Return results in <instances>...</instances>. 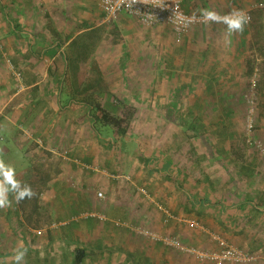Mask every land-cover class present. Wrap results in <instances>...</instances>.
I'll use <instances>...</instances> for the list:
<instances>
[{
    "label": "crops",
    "instance_id": "obj_1",
    "mask_svg": "<svg viewBox=\"0 0 264 264\" xmlns=\"http://www.w3.org/2000/svg\"><path fill=\"white\" fill-rule=\"evenodd\" d=\"M188 6L185 2V11L191 13ZM217 27H194L190 36L178 42L169 26L147 27L126 14L112 23H105L100 0H0V37L3 38L0 52L3 58H11L23 79L19 91H15L12 98H3L8 103L0 109V142L10 139L8 130L13 125L17 127L14 134L18 131L21 136V124L17 125L15 121L22 123L23 120H12L5 110L9 108L19 116L22 113L19 102L23 96L37 95L44 115L42 119L35 115L34 122L42 121L45 133H52L55 142H61L69 135L78 152L82 153L80 156L87 164L92 163L95 158L89 155L85 146L94 142V138L101 139L94 133L90 121L85 122L84 119L80 125L73 120L72 124L67 122L68 127H72L68 134L50 125L52 120L55 121L54 112L60 116L62 94L73 96L67 112L86 114L91 101L80 96H114L126 101L130 100L129 95L143 94L140 88L146 85L154 90L155 96L163 88L167 90L166 78L158 75V64L170 63L173 78L177 76V71L181 74L175 78L178 84L173 82L174 88L183 94L200 95L204 93L203 88L216 87L214 81L211 86H204L202 78H224L221 71L236 65L240 58L237 54L229 55L225 49V45L229 44H221L219 35L226 28ZM213 30L219 32L215 34L216 38L210 32ZM204 33L212 38H203ZM235 68L237 70L238 66ZM13 102L19 105L13 107ZM107 103L112 104L110 101ZM14 138L12 140L15 141ZM172 143H167L165 153L156 151L150 155L154 170L161 176L164 174L166 180L154 183L156 190L160 185L164 200L169 204L174 201L171 205L179 208V212L186 206L196 210L202 208L207 213V219L210 215L219 217L220 224L224 223L231 230L233 226L237 234L246 230L247 247L261 243L253 254H257L258 261L264 264V200L258 199V194L251 193L250 196L251 190L247 187H239L241 191L238 193L234 188L229 189L231 179L221 178L218 175L221 172H210L212 168L205 169L199 162L202 158L196 154H193L191 163L177 165L172 157V146H169ZM1 148L0 158H10L9 146ZM82 170L90 171L86 168ZM68 173L72 174V169ZM38 174L43 175L41 172ZM252 174V167L240 168L237 172L238 178L246 180L252 178ZM187 175L192 177L185 181L184 176ZM40 179L42 184L31 185L40 192H36V198L19 204L13 200L10 207L0 209V264H4L18 247L27 249L25 264H189L185 258L174 261V251L161 242L153 243L134 235V220L132 223L125 220V204H115L113 207L116 208H111L106 218L92 215L89 211L93 202L83 192L86 179L79 185L67 184L59 178L52 181L51 178H47L48 181ZM217 181L220 184H216ZM171 182L172 188L166 189ZM216 186L220 189L214 193L211 189ZM187 187L192 188V194ZM169 193L171 195L166 196ZM215 197L221 201L218 207L223 209L217 210L214 202H210ZM248 207L255 210L249 217L254 228L258 229L253 228L251 232L254 234H249L247 227L236 221L239 216H248ZM169 212L174 218L179 217ZM102 218L108 230H104L105 225L100 227L98 222ZM227 219L230 221L227 222ZM118 221L125 225H119Z\"/></svg>",
    "mask_w": 264,
    "mask_h": 264
},
{
    "label": "rangeland",
    "instance_id": "obj_2",
    "mask_svg": "<svg viewBox=\"0 0 264 264\" xmlns=\"http://www.w3.org/2000/svg\"><path fill=\"white\" fill-rule=\"evenodd\" d=\"M186 3L189 4V10L196 14H200L201 9L205 8L220 14L229 13L231 10H241L246 13L255 10L252 22L245 26L247 32L244 34L237 33L227 37L226 30L220 33L215 30L210 31L215 38L219 33L221 44H226L227 40H230V43L227 42L229 46L225 45V49L229 51L230 56L237 54L240 57L237 59L236 65L230 66L226 71H221L224 78L220 80L202 78L204 86H208L213 81L215 82V96L208 94L209 88H203L204 93L200 95H192L189 92L187 94L180 93L174 88L173 82L178 84L175 78L180 77L181 74L177 71L175 73L177 76L173 78L171 64L160 63L157 69L158 75L160 74L162 78H166L167 87L165 89L167 90L163 88L161 93L154 96V90L146 85L140 88L143 90V94L129 95L130 100H126V102L136 110L124 138L120 135V131L115 132L110 127H103V124L98 121L92 122L89 113L67 112V107L70 106L73 96L62 94V97H60V106L62 107L59 112L60 116H57L54 112L55 121L52 120L50 125L65 131V134L72 130V127L69 128L67 124V122L72 124V120L80 125V122L85 119V122L90 121L91 125L98 127L97 131L93 130L101 141L94 138V142L85 146L89 155H93L95 159L90 163V171H83L82 164H85L86 160L80 156L82 153L78 152L75 143H72V138L67 135L65 139L63 138V141L55 142L52 133H45L42 121L36 120L34 122L35 115L36 117L39 116L40 119L44 115L43 111L40 110L42 106L38 104L37 95H24L19 102L22 104V113L18 112V116L15 113L16 111L10 110L8 112L12 120L13 118L23 120L22 123L15 121L17 125L21 124V136L17 134L18 131L14 134L17 127H13V125L8 130L10 139L7 142H0V148L9 146L11 157L3 158L4 161L6 160L5 163L15 168L17 179L29 185L42 184L40 178H44L45 181H48L47 178H51L50 181L59 178L67 184L73 183L75 185L84 183L86 179L87 183L84 185L83 192L85 191L89 195L91 203L93 202L92 210L89 212L96 215V217L106 218L111 208H116L113 207L115 204H125L127 210L125 220L130 223L134 220V233L133 231L132 233L140 238L144 236L138 233V230L140 228L148 229L161 236L176 238L186 247L208 252L219 249L212 237V234H216L229 244L253 253L256 252L254 251L256 248L261 246L260 239H257L259 245L247 247L248 244H246L244 234H237L236 228L234 229L232 226V232L228 231L226 227L223 228L219 223V217L213 216L216 220L212 215L209 219L206 217L200 218L187 206L179 212V208L172 206L174 201L171 202V205L164 200L163 196L165 195H163L160 185L158 190L154 185L156 182H165L166 180L164 174L161 176L160 172L154 170L155 166H152L150 162V155L156 151L165 153L167 143L173 142L169 146H172V157L177 165H181V162L191 163L194 159L193 154H196L202 158L201 161H198L203 163L205 169L212 168L210 172H221V174H218L221 178L235 181L233 184H236L234 190L237 193L241 191L239 188L241 186L250 188V196L251 193L259 194L260 190L264 189V157L258 148V144H262L264 147V63H262L264 55L260 53V49L263 48L264 44V9L260 5L264 4V0H194ZM214 25L218 26V29L225 28L223 24ZM190 34L191 32L187 36H190ZM186 37L177 39L174 36V39L182 42ZM203 38L209 39L212 37L204 33ZM0 50L2 49L0 48ZM2 56L3 54L0 52V109L8 103L3 98H12L16 94L15 91H19L20 83L23 81L22 79L19 83L15 80L8 62ZM248 62L252 64V69H250L252 66L248 65ZM161 66L163 67L161 68ZM237 66L238 69L236 70L235 67ZM253 79L257 82L255 90L251 86ZM22 84L24 86V83ZM80 97L91 101L95 106L98 105V101L103 102L102 106H109V111L115 113L118 117L122 116L118 114L123 105L115 103L118 97ZM153 99L157 104L152 103ZM198 99L204 102L203 109L196 110L193 108L192 103ZM105 100L110 101L112 104L104 102ZM17 105L19 104L13 107ZM248 121L253 127L251 132L248 130ZM16 141L18 142L16 143ZM250 164L253 165L254 175L252 174V178L249 180L238 178L237 172L241 166L251 168ZM70 169L74 174L68 173ZM32 171L34 173L28 175ZM38 172L43 173V175H39ZM117 175L129 176L131 180L116 179L114 176ZM189 177L192 176H184V180L188 181ZM216 184H220V182L217 181ZM171 185L172 182L167 185L166 189L172 188ZM187 185H189L188 182ZM142 187L148 189L153 196L152 199L142 195L138 190ZM188 189L192 194V188ZM219 189L220 187L216 186L212 187L211 190L216 193ZM99 192L104 195L102 199L97 196ZM170 195L169 193L166 196ZM212 201L221 202L216 197L210 200V202ZM161 206L179 217L166 222V217L160 209ZM213 206L218 208L217 204ZM248 210V216H239L236 221L239 225L247 227L249 234H254L251 232L254 226L249 217L255 210L251 207H248ZM217 216H219V213H217ZM180 217H184L181 218L183 220L196 221L199 227L180 222ZM229 221L230 219H227V222ZM98 223L100 227L105 225L104 230H108L104 218L100 219ZM254 230L258 229L254 228ZM230 238L234 239L236 244ZM238 239L240 242H238ZM147 240L160 243L148 238ZM165 246L174 251V261H176V258H185L189 264H208V262L199 261L195 256L186 254L174 247ZM230 264L262 263L257 261L256 263Z\"/></svg>",
    "mask_w": 264,
    "mask_h": 264
},
{
    "label": "built area",
    "instance_id": "obj_3",
    "mask_svg": "<svg viewBox=\"0 0 264 264\" xmlns=\"http://www.w3.org/2000/svg\"><path fill=\"white\" fill-rule=\"evenodd\" d=\"M194 0H100V8L103 12V21L105 23H112L119 18L122 14H126L130 17L135 18L140 24L147 27L155 26H169L177 39H181L186 36L194 27L204 26L212 23H205L200 14L188 13L184 9V3ZM264 9V4L260 5ZM260 8V9H261ZM246 13V12H245ZM227 14V13H226ZM250 17L251 14L246 13ZM224 15V14H221ZM248 23V24H249ZM220 24V23H215ZM3 47L0 38V48ZM5 60L8 62L11 71L13 72L15 79L20 83L22 81V74L16 69L13 61L10 57L5 56ZM21 84V83H20ZM252 88L255 90L257 87V82L253 79ZM21 89V88H20ZM248 130L251 132L253 127L250 122H247ZM258 148L264 157V147L262 144H258ZM86 169H91L86 167ZM116 179L125 178L130 179L129 176H115ZM140 192L143 196L148 199H152L153 196L145 188H140ZM97 196L102 199L104 197L103 193L99 192ZM166 221L174 218L170 212L160 207ZM180 222L190 223L193 226L199 227L198 223L194 220H183L179 219ZM119 225H125V223L118 222ZM139 229V228H138ZM138 233L142 236L155 241L161 242L165 245L174 247L186 254L193 255L197 260L202 262H208L212 264H230V263H252L258 260L256 254L244 251L232 244H229L226 240L212 234L213 239L219 246L217 251H202L195 248H190L182 245V243L171 236H161L148 229H139Z\"/></svg>",
    "mask_w": 264,
    "mask_h": 264
},
{
    "label": "clouds",
    "instance_id": "obj_4",
    "mask_svg": "<svg viewBox=\"0 0 264 264\" xmlns=\"http://www.w3.org/2000/svg\"><path fill=\"white\" fill-rule=\"evenodd\" d=\"M200 17L205 23L225 25L227 37L243 33L245 26L250 21V17L241 10H233L221 15L214 10L205 8L201 9ZM227 42L230 43L231 41L227 40ZM36 196L37 193L31 185L17 179L15 168L6 164L4 159L0 158V209L10 207L13 200L19 204L26 199L32 200ZM26 255L27 249L18 247L14 249V254L4 261V264H25Z\"/></svg>",
    "mask_w": 264,
    "mask_h": 264
},
{
    "label": "trees",
    "instance_id": "obj_5",
    "mask_svg": "<svg viewBox=\"0 0 264 264\" xmlns=\"http://www.w3.org/2000/svg\"><path fill=\"white\" fill-rule=\"evenodd\" d=\"M254 9H256V8H254ZM260 10V9H259ZM232 11V10H231ZM186 12H187V10H186ZM227 12H229V11H227ZM255 12V10H252L251 12H250V14H251V17L253 18V13ZM189 13V12H188ZM251 22H252V19H251ZM213 24H215V23H212L211 25L213 26ZM209 25V24H208ZM210 25V26H211ZM192 31V30H191ZM190 31V32H191ZM189 32V33H190ZM247 32V30H245L244 29V31H243V34L244 33H246ZM187 36V35H186ZM186 36H184V37H186ZM244 36V35H243ZM183 37V38H184ZM263 48H261L260 49V53L261 54H263L264 55V44H263V46H262ZM249 64L248 65H250V66H252V64L250 63V62H248ZM262 63H264V60H263V62ZM253 68V66L250 68V69H252ZM212 85V83H210L209 84V86H211ZM208 94L209 95H213V96H215V91H214V87H210L209 88V91H208ZM92 96H90V98H91ZM118 99L119 98H117L116 99V101H115V103L118 101ZM15 104V102H13L12 103V105H14ZM98 105L97 106H95V104L94 103H89V106H91L92 107V109H90L89 110V115H90V118H91V120H92V122H96V121H98L99 123H102L103 124V127H110V128H112L115 132H117V131H120V135H122V137H124L125 136V134H126V132H127V130H128V126H129V124H130V122H131V119L134 117V113H135V110L136 109H134L133 107H131V106H129L128 105V103L126 102V101H122V100H119L116 104H119V105H123L122 106V108H121V111H120V113L118 114V115H122L121 117H118V116H116V114L115 113H113V112H111V111H109L110 110V108H109V106L107 107H105V106H102L101 104H102V102H99L98 101V103H97ZM204 106H205V104H204V102L202 101V100H200V99H198V100H195L194 101V106H193V108L194 109H196V110H199V109H203L204 108ZM224 106V105H223ZM9 108H7L5 111L6 112H9ZM190 127V126H189ZM192 127V126H191ZM97 126L96 125H94L93 126V129H95L96 131H97ZM125 138V137H124ZM220 154V153H219ZM221 155V154H220ZM89 163V162H88ZM91 166V164H87V163H85L84 165H83V167L85 168V166ZM250 167H253V165H251L250 164ZM241 168H246L245 166H241ZM249 172H250V170H249ZM249 176V175H248ZM231 182H229V186H230V188L229 189H232V188H234V184H232V180H230ZM231 185H232V187H231ZM263 186V185H262ZM263 188H264V186H263ZM258 194V193H257ZM262 199V200H264V189H262L261 191H260V194H258V199ZM219 202H214V205L215 204H218ZM204 206H206V205H204ZM210 207V206H209ZM209 207H208V209H209ZM212 207V206H211ZM190 209H191V211H193L196 215H198L200 218H204L206 215H207V213H206V211H205V209H197L196 210V208L195 207H189ZM217 209H223V207H218ZM225 209V208H224ZM210 211V210H209ZM211 213H212V211H211ZM222 225V227L224 228L225 227V224L223 223V224H221ZM213 228H215L214 226H213ZM226 229L228 230V231H231V228L230 227H226ZM245 230H242V234H244L245 232H244ZM232 232V231H231ZM253 254V253H252ZM257 255V254H256ZM258 261V260H257ZM257 261H255V262H252V263H256ZM208 264H212V263H208Z\"/></svg>",
    "mask_w": 264,
    "mask_h": 264
}]
</instances>
